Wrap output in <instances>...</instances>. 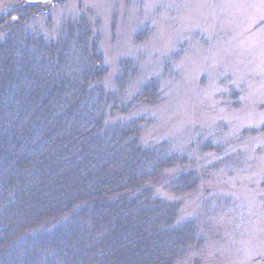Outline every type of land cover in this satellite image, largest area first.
<instances>
[{
	"label": "trees",
	"instance_id": "trees-1",
	"mask_svg": "<svg viewBox=\"0 0 264 264\" xmlns=\"http://www.w3.org/2000/svg\"><path fill=\"white\" fill-rule=\"evenodd\" d=\"M50 8L0 13V264L195 263L197 224L155 192L193 163L167 141L141 142L149 120L134 114L156 102L157 80L134 96L135 74L106 88L82 20L55 36L31 26H50ZM188 175L187 192L199 180Z\"/></svg>",
	"mask_w": 264,
	"mask_h": 264
},
{
	"label": "rangeland",
	"instance_id": "rangeland-1",
	"mask_svg": "<svg viewBox=\"0 0 264 264\" xmlns=\"http://www.w3.org/2000/svg\"><path fill=\"white\" fill-rule=\"evenodd\" d=\"M27 2L0 0V13ZM38 2L52 20L35 21L39 31L55 36L82 20L106 88L135 74L134 96L157 80L156 102L134 114L149 120L141 142H169L197 172L188 192L178 187L191 178L189 163L175 187L155 188L177 204V221L198 226L192 264H264V0Z\"/></svg>",
	"mask_w": 264,
	"mask_h": 264
},
{
	"label": "water",
	"instance_id": "water-1",
	"mask_svg": "<svg viewBox=\"0 0 264 264\" xmlns=\"http://www.w3.org/2000/svg\"><path fill=\"white\" fill-rule=\"evenodd\" d=\"M29 2H37V1H40V0H27Z\"/></svg>",
	"mask_w": 264,
	"mask_h": 264
}]
</instances>
